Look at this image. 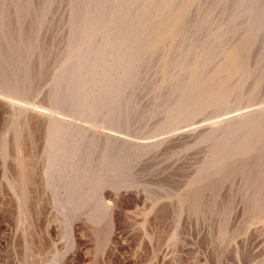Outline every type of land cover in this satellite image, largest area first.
<instances>
[{
  "label": "rangeland",
  "instance_id": "374dc122",
  "mask_svg": "<svg viewBox=\"0 0 264 264\" xmlns=\"http://www.w3.org/2000/svg\"><path fill=\"white\" fill-rule=\"evenodd\" d=\"M0 264H264V0H0Z\"/></svg>",
  "mask_w": 264,
  "mask_h": 264
},
{
  "label": "bare ground",
  "instance_id": "6f19581e",
  "mask_svg": "<svg viewBox=\"0 0 264 264\" xmlns=\"http://www.w3.org/2000/svg\"><path fill=\"white\" fill-rule=\"evenodd\" d=\"M229 128V127H228Z\"/></svg>",
  "mask_w": 264,
  "mask_h": 264
}]
</instances>
